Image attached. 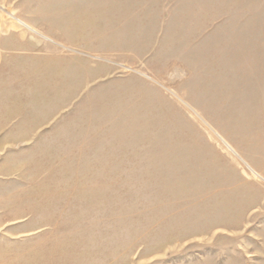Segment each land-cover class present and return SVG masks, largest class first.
Returning <instances> with one entry per match:
<instances>
[{
    "label": "rangeland",
    "instance_id": "1",
    "mask_svg": "<svg viewBox=\"0 0 264 264\" xmlns=\"http://www.w3.org/2000/svg\"><path fill=\"white\" fill-rule=\"evenodd\" d=\"M0 264H264V0H0Z\"/></svg>",
    "mask_w": 264,
    "mask_h": 264
},
{
    "label": "bare ground",
    "instance_id": "2",
    "mask_svg": "<svg viewBox=\"0 0 264 264\" xmlns=\"http://www.w3.org/2000/svg\"><path fill=\"white\" fill-rule=\"evenodd\" d=\"M10 15H12L13 16V19H15V21L17 22V23H19L21 26H23V27H25L26 29H28V30H30L31 32H33V33H36V34H38L39 36H41V38H43V39H45V40H48V41H51V42H54L52 39H50V38H48V37H46V36H44V35H42V34H40V33H38L32 26H30L28 23H26V22H24V21H22L21 19H19V18H17V17H14V15H13V13L11 12V13H9ZM223 44V43H222ZM61 45H63V44H61ZM221 45V44H220ZM221 48H222V46H221ZM258 50V49H257ZM221 51V50H220ZM236 57V56H235ZM262 65V64H261ZM249 70V69H248ZM243 72V71H242ZM241 74V73H240ZM260 74V73H259ZM255 76V75H254ZM260 77V76H259ZM252 83V82H251ZM246 85V84H245ZM184 105H186L187 107H189V105L185 102V101H183V100H181L180 98H178ZM190 108V107H189ZM192 109V108H191ZM192 111L203 121V123L204 124H206L207 125V123L192 109ZM215 134H216V136H218V138L220 139V141L226 146V148H228L235 156H237L244 164H245V166L255 175V176H257V177H259V178H261L250 166H248V164H246L240 157H239V155H238V153H236V151L231 147V145H229L227 142H226V140L225 139H223L219 134H217L216 132H215Z\"/></svg>",
    "mask_w": 264,
    "mask_h": 264
},
{
    "label": "crops",
    "instance_id": "3",
    "mask_svg": "<svg viewBox=\"0 0 264 264\" xmlns=\"http://www.w3.org/2000/svg\"><path fill=\"white\" fill-rule=\"evenodd\" d=\"M24 21V20H23ZM26 22V21H25Z\"/></svg>",
    "mask_w": 264,
    "mask_h": 264
}]
</instances>
